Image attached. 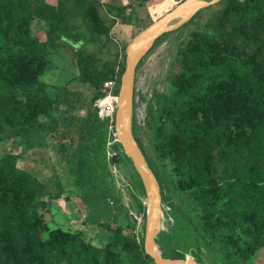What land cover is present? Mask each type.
Returning <instances> with one entry per match:
<instances>
[{
	"label": "rangeland",
	"instance_id": "obj_1",
	"mask_svg": "<svg viewBox=\"0 0 264 264\" xmlns=\"http://www.w3.org/2000/svg\"><path fill=\"white\" fill-rule=\"evenodd\" d=\"M27 1L31 6L32 18L25 31L33 38L48 42L47 61L39 66L21 58L12 64L10 70L1 71V74L21 83L44 86L48 95L55 98L58 92L78 76L79 59L88 61L86 78H92L103 92L104 85L99 80L102 69L111 67L117 73L122 67L125 68L124 45L139 30L148 28L183 0ZM223 8L218 3L204 9L192 23L162 37L141 61L136 79L132 128L148 164L161 178L163 211L166 212L164 228L156 240L157 246L166 258H183L200 264L243 262L232 249L223 244V237L211 238L201 230L202 208L190 199V193L195 189V179L192 176L188 183L179 180L175 160L162 158L157 151L155 129L159 125L163 108L175 96L173 81L181 71L182 51L194 47L196 40L204 38V31L227 25V20L222 15ZM124 15L128 17L126 28H122ZM54 16L59 18L69 36L86 39L79 55L67 43L50 35L49 24ZM261 31H264V23L261 24L259 33L264 40V33ZM211 45L218 52L215 43ZM239 56L255 64L258 74H262L259 76L264 77V46L259 51L243 49ZM118 80L121 83L119 77ZM222 92L226 91L222 89ZM207 94L215 96L214 89L193 91L185 95L183 99L189 103H203L200 107L183 113L180 121L206 127L207 135H217L215 142L228 141L235 155L244 156L248 160L241 177L247 186V192L264 196V116L248 104L240 105L227 101L225 95L219 96L212 109L216 110L218 120L223 123L219 129H213L209 119L210 108L205 103ZM17 105L20 106L19 102ZM22 109L34 122L47 127H51L53 120L60 115L59 111L39 101ZM80 114L84 115L85 112L81 111ZM112 121H105L108 127L104 138L95 137L88 130L79 150L67 148L69 156H74L79 151L89 157L95 150L101 160L106 159L108 166L105 169V181L95 186L92 182H87V179L84 180V186L76 183V174L59 152L60 144L50 133L42 135L41 146L25 152L17 145V138L0 141V159L7 153L18 155V168L25 176L44 184L37 205L44 231L40 242L38 241V253L33 256L36 258L49 248L73 238H81L89 246L87 249H66L52 255L45 264H152L144 260L142 250L133 257L114 247L107 229V225L121 226L127 233L136 236L140 248L144 246L148 223L147 192L131 159L116 140ZM170 124V128H173L174 124ZM214 139L208 136L193 144V150L186 158L191 163L194 174H203L212 165ZM179 147L177 153L185 156V149L181 145ZM115 154L121 156L118 164L112 163ZM81 166L85 168V164L81 163ZM91 188L97 192L91 194ZM255 227L256 216L245 213L238 234L247 241ZM61 233L64 234L62 238ZM248 264H264V249Z\"/></svg>",
	"mask_w": 264,
	"mask_h": 264
},
{
	"label": "trees",
	"instance_id": "obj_2",
	"mask_svg": "<svg viewBox=\"0 0 264 264\" xmlns=\"http://www.w3.org/2000/svg\"><path fill=\"white\" fill-rule=\"evenodd\" d=\"M219 4L224 7L222 15L227 20V25L204 31V38L196 40L194 47L182 51L181 71L173 81L175 96L160 114L155 139L159 155L175 160V171L181 182L188 183L191 177H194L195 189L190 193V199L202 208L203 233L211 238L223 237L221 238L223 244L232 249L243 264H248L264 249V196L259 193L249 194L246 184L241 180L248 160L244 156L235 155L228 141L215 142L217 135H207L206 127L188 125L180 121L183 113L198 108L203 103L197 101L189 103L183 99L184 96L193 91L201 92L205 89L207 91L209 88L215 91V96L205 95L213 129H219L223 123L222 120H218L216 110L212 109L219 96L225 95L227 101L240 105L248 104L254 111L258 110L264 116V77L259 76L262 74H258V67L255 64L239 56L243 49L259 51L264 46V40L259 34L261 24L264 23V0H222ZM134 12L133 8L132 13ZM31 18V6L27 0H0V141L17 138V145L25 152L41 146L42 135L50 133L60 144L59 152L76 174V183L79 186H84L86 181L92 182L93 186L104 183L105 169L108 165L105 158L101 160L98 151L93 150V155L89 157L79 151L74 156L67 154L68 147L80 149L88 130L95 137L106 136L107 120L99 117L95 106L97 100L104 94L99 84L94 83L92 78H86L88 61L79 59L78 76L58 92L55 98L48 95L44 86L21 83L1 74V71L10 70L12 64L21 58L39 66L47 61L48 42L33 38L25 31ZM122 21V28H126L128 17L124 15ZM49 26L52 37L67 43L75 54H80L86 44L84 37L69 36L57 16L50 20ZM145 29L132 36L124 45L125 51ZM211 43H215L218 52L212 49ZM124 70L122 67L116 73L115 69L105 67L99 80L104 84L115 76L121 79ZM222 89L226 92H222ZM34 101L47 103L50 108L60 112L51 127L37 124L23 112L22 108L33 106ZM18 102L20 106L17 105ZM81 111L85 114L81 115ZM170 123L174 124L173 128H170ZM208 136L215 138L213 163L203 174H194L192 165L186 157L192 152L193 144L197 140ZM179 145L185 149V156L177 153ZM140 147L143 150L141 145ZM18 160L19 156L12 153H7L0 159L2 264H45L52 255L66 249H87L89 246L83 239L73 238L59 246L49 248L36 258L33 256L38 253L37 248L44 231L37 211L39 194L44 184L40 180L26 177L18 168ZM81 163L85 164V168ZM155 174L161 185V178L156 172ZM91 189L92 192L89 191L91 194L97 192ZM245 213L256 216L255 230L247 241L238 234ZM107 229L114 247L126 251L133 257L142 250L144 260L155 264L152 258L146 255L144 246L140 248L134 234L127 233L121 226L107 225ZM63 235L61 233L60 238Z\"/></svg>",
	"mask_w": 264,
	"mask_h": 264
},
{
	"label": "water",
	"instance_id": "obj_3",
	"mask_svg": "<svg viewBox=\"0 0 264 264\" xmlns=\"http://www.w3.org/2000/svg\"><path fill=\"white\" fill-rule=\"evenodd\" d=\"M222 0H183L166 12L152 25L141 32L126 49V66L121 77L118 100L114 116L116 140L122 145L124 153L141 179L148 201V223L144 251L155 264H200L183 258H166L157 251V237L163 217V199L160 182L148 164L146 156L136 139L132 124L135 108L136 79L141 61L155 48L157 42L167 34L187 25L202 10L210 8ZM121 156L115 154L113 164H118ZM135 218V217H134Z\"/></svg>",
	"mask_w": 264,
	"mask_h": 264
},
{
	"label": "built area",
	"instance_id": "obj_4",
	"mask_svg": "<svg viewBox=\"0 0 264 264\" xmlns=\"http://www.w3.org/2000/svg\"><path fill=\"white\" fill-rule=\"evenodd\" d=\"M103 85L104 96L97 100L95 106L98 109L99 117L102 120L114 121V114L116 111V104L120 88L118 76H115V78L104 82Z\"/></svg>",
	"mask_w": 264,
	"mask_h": 264
},
{
	"label": "bare ground",
	"instance_id": "obj_5",
	"mask_svg": "<svg viewBox=\"0 0 264 264\" xmlns=\"http://www.w3.org/2000/svg\"><path fill=\"white\" fill-rule=\"evenodd\" d=\"M170 63V62H169ZM109 103H111V102H109ZM165 216H166V212H165V210L163 211V217H162V223H161V227H160V232H161V230L164 228L163 227V225H164V220H165ZM172 217V216H171ZM140 226V225H139ZM166 227V226H165ZM171 228V227H170ZM167 230V229H166ZM170 234V233H169ZM174 235V234H173ZM157 251L159 252V253H162L161 251H160V249L157 247Z\"/></svg>",
	"mask_w": 264,
	"mask_h": 264
}]
</instances>
